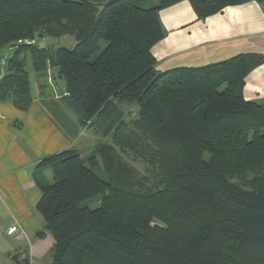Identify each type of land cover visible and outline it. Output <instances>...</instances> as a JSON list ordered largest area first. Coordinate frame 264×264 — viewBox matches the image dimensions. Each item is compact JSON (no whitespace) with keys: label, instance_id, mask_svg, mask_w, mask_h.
Wrapping results in <instances>:
<instances>
[{"label":"trees","instance_id":"1","mask_svg":"<svg viewBox=\"0 0 264 264\" xmlns=\"http://www.w3.org/2000/svg\"><path fill=\"white\" fill-rule=\"evenodd\" d=\"M141 1L0 0V102L27 110L28 67L57 68L79 126L111 133L85 157L66 149L36 167L52 171L36 204L49 264H264V102L242 93L264 53L167 70L152 54L161 9L187 1L204 18L250 0ZM63 35L76 44L40 45ZM123 104L137 107L124 132Z\"/></svg>","mask_w":264,"mask_h":264},{"label":"crops","instance_id":"2","mask_svg":"<svg viewBox=\"0 0 264 264\" xmlns=\"http://www.w3.org/2000/svg\"><path fill=\"white\" fill-rule=\"evenodd\" d=\"M158 14L164 36L152 47L157 70L264 53V0L226 6L204 18H198L187 1ZM46 78L30 74L33 101L27 110L0 102V264L50 263L53 239L36 204L41 196L38 182H49L52 171L36 167L66 149L81 157L83 153L77 147L82 136L69 135L46 108V101L53 99L46 93ZM242 93L248 100L264 102V63L246 75ZM70 120L78 122L77 117ZM13 223L23 231L20 240L6 234Z\"/></svg>","mask_w":264,"mask_h":264},{"label":"rangeland","instance_id":"3","mask_svg":"<svg viewBox=\"0 0 264 264\" xmlns=\"http://www.w3.org/2000/svg\"><path fill=\"white\" fill-rule=\"evenodd\" d=\"M157 3V0H144L140 2V6L142 7H151ZM42 46H50L51 49H56L57 47H66V48H72L76 44V40L71 35H63L58 38H43L40 39ZM105 46V42L102 41L100 43V50ZM6 53L4 50L3 53ZM9 52V51H8ZM30 74H36L31 70L30 67H28ZM1 71V70H0ZM46 79L48 83V89L46 90L47 95H52V100L46 101V108L52 113V115L55 117V119L58 121L61 127L65 129V131L72 136H78L81 137L80 141H78L77 147L79 150H81L83 153H81L82 157H85L87 154L91 153L94 149V147L102 143L103 141L111 142V133L108 135H104L103 127L100 126V124L94 123V125H90L89 127L79 126L78 122L72 123L71 119H75L77 116L71 106L68 104L67 100L65 99L64 91H63V85L62 80L57 77V68H49V70L46 71ZM54 96V97H53ZM55 98V99H54ZM54 100V101H53ZM263 103V102H262ZM120 118L125 123V128L123 129V132L129 129V121L133 119L136 116L137 107L134 104H123L120 106ZM116 117V112H114L111 117ZM101 119L99 120V122ZM79 127V129H78ZM88 128V130H87ZM79 140V139H78ZM116 149L118 150V153L121 156V159L125 161L130 167H133L138 175L145 174V164L140 161L137 157L133 156L130 152H124L121 151L117 146ZM96 173L100 177H105L104 173L96 169ZM52 181V178L50 179L49 183ZM96 204L95 201H92L89 206L94 207Z\"/></svg>","mask_w":264,"mask_h":264},{"label":"built area","instance_id":"4","mask_svg":"<svg viewBox=\"0 0 264 264\" xmlns=\"http://www.w3.org/2000/svg\"><path fill=\"white\" fill-rule=\"evenodd\" d=\"M6 234L12 236L15 240H20L23 237V231L19 228L17 223H13L6 230Z\"/></svg>","mask_w":264,"mask_h":264}]
</instances>
